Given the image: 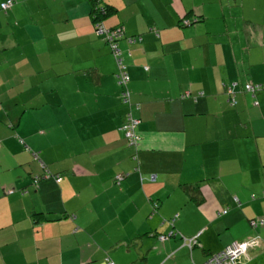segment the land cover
<instances>
[{"label": "crops", "instance_id": "1", "mask_svg": "<svg viewBox=\"0 0 264 264\" xmlns=\"http://www.w3.org/2000/svg\"><path fill=\"white\" fill-rule=\"evenodd\" d=\"M95 1L123 26L140 144L91 0L0 10V264H200L264 237V88L256 106L242 89L264 83V0Z\"/></svg>", "mask_w": 264, "mask_h": 264}, {"label": "built area", "instance_id": "2", "mask_svg": "<svg viewBox=\"0 0 264 264\" xmlns=\"http://www.w3.org/2000/svg\"><path fill=\"white\" fill-rule=\"evenodd\" d=\"M10 0H7L6 2L2 3V7H8L10 5ZM190 22L188 20H183L184 25H188ZM95 32L102 36L103 39L109 44L111 48V52L115 58L116 63V78L118 85L121 88L120 91V98L121 100L128 105V111L125 114V120L121 126V130L124 133L125 138L127 139L129 145L135 148V150L138 149V146L140 144V136L137 132V124L139 123V120L134 117L130 111V104H131V93L128 86L129 83V74L127 72V66L124 62V59L121 55L120 48L118 46V41L121 37L124 35L123 26H118L115 28H108L104 26L103 24L96 23L95 26ZM126 41L129 44H133L137 41V38L134 36L126 37ZM260 88H264V85L261 83H251L247 82L244 84V89L246 92H249L255 97V93ZM228 91L232 93V90L229 88ZM189 92L188 90L184 91L182 94V97H188ZM231 102H234L233 97L231 98ZM254 105H258V101L254 99ZM37 158V156H35ZM133 158H136V154L133 155ZM41 167H44L43 162L40 161ZM43 176H50L49 172L46 171ZM123 179V175L118 174L114 177V181L116 183H119ZM150 180H154V175L152 174L149 177ZM37 177H34V182H37ZM12 189H9L8 192H12ZM157 203H152V208H156ZM225 212L226 210H222ZM172 223V221H170ZM263 220L260 218H254L250 219V225L253 227L258 226L259 224H262ZM168 235L161 234L159 235L160 240H164L167 238ZM182 242L184 245L188 246V248H191L195 244H197V240L195 237H184L182 236ZM264 247V237L259 236H249L245 238L242 241H233L226 245L221 250L212 253L209 255V257L201 264H239L241 259L246 255L247 251L250 248L254 247ZM103 264H115L110 258H105Z\"/></svg>", "mask_w": 264, "mask_h": 264}, {"label": "trees", "instance_id": "3", "mask_svg": "<svg viewBox=\"0 0 264 264\" xmlns=\"http://www.w3.org/2000/svg\"><path fill=\"white\" fill-rule=\"evenodd\" d=\"M7 0H5V1H3V2H1L0 3V10L1 11H3V12H7L8 10H10L11 8H12V6L14 5V3L16 2V0H10V5L8 6V7H2L1 6V4L2 3H4V2H6ZM92 1V9H91V18H92V21H93V26H95V24L96 23H100V24H103L104 25V23H103V21H104V19L106 18V17H108V16H110L114 11H115V9L112 7V6H108V5H106V6H99L98 5V2L97 1H95V0H91ZM183 20H188L190 23L189 24H192L194 21H195V19H183ZM183 20H182V23H183ZM188 24V25H189ZM105 26V25H104ZM118 26H122L121 24L120 25H117V26H114V27H111V28H115V27H118ZM94 32H95V28H94ZM96 33V32H95ZM261 84H263L264 85V83H261ZM230 89L232 90V93H230L228 90H227V92H228V103L230 104V105H232V106H234L235 105V103H236V92L234 91V89L232 88V87H230ZM242 89H243V91H245V89H244V85L242 86ZM263 88H260L259 90H257L256 91V93L257 92H259L260 90H262ZM246 92V91H245ZM251 97H252V105H254L253 103H254V99L256 100V98L255 97H253V95L251 94V93H249V92H247ZM255 93V94H256ZM254 94V95H255ZM233 97V99H234V102L232 103L231 102V98ZM254 106H256V105H254ZM136 151V150H135ZM133 157V156H132ZM135 160H137V152H136V158H134ZM44 169V168H43ZM136 169L137 170H139V167L137 166L136 167ZM45 172H46V170H44ZM44 175V174H43ZM50 176H51V174H50ZM33 181H34V178H33ZM235 200V199H234ZM157 203V202H156ZM157 207H158V203H157ZM156 207V208H157ZM156 208H152L153 210H156ZM226 211H227V208H224ZM224 209H222V210H224ZM225 211V212H226ZM175 217L176 216H174L173 218H171V220L170 221H172V223H173V221L175 220ZM171 223V222H170ZM214 253V252H213ZM212 254V253H211ZM211 254H209V255H211Z\"/></svg>", "mask_w": 264, "mask_h": 264}, {"label": "clouds", "instance_id": "4", "mask_svg": "<svg viewBox=\"0 0 264 264\" xmlns=\"http://www.w3.org/2000/svg\"><path fill=\"white\" fill-rule=\"evenodd\" d=\"M160 235H161V234H160ZM158 237H159V236H158ZM243 240H244V239H243ZM235 241H242V240H235ZM232 242H233V241H232ZM230 243H231V242H230ZM195 245H196V244H195ZM195 245H194V246H195ZM227 245H228V244H227ZM192 247H193V246H192ZM192 247H191V248H192ZM224 247H225V246H224ZM224 247H223V248H224ZM254 248H256V247H254ZM260 248H263V249H264V247H262V246H261ZM189 249H190V248H189ZM250 249H251V248H250ZM250 249H249V250H250ZM220 250H221V249H220ZM249 250H248V251H249ZM248 251H247V252H248ZM246 254H247V253H246ZM208 257H209V256H208ZM208 257H207V258H208ZM207 258H206V259H207ZM206 259H205V260H206ZM205 260H204V261H205ZM241 260H242V259H241ZM204 261H203V262H204ZM203 262H202V263H203ZM240 262H241V261H240ZM200 264H201V263H200Z\"/></svg>", "mask_w": 264, "mask_h": 264}, {"label": "rangeland", "instance_id": "5", "mask_svg": "<svg viewBox=\"0 0 264 264\" xmlns=\"http://www.w3.org/2000/svg\"><path fill=\"white\" fill-rule=\"evenodd\" d=\"M41 166V165H40ZM152 174L149 175V177L151 176Z\"/></svg>", "mask_w": 264, "mask_h": 264}, {"label": "bare ground", "instance_id": "6", "mask_svg": "<svg viewBox=\"0 0 264 264\" xmlns=\"http://www.w3.org/2000/svg\"><path fill=\"white\" fill-rule=\"evenodd\" d=\"M249 223H250V220H249Z\"/></svg>", "mask_w": 264, "mask_h": 264}]
</instances>
